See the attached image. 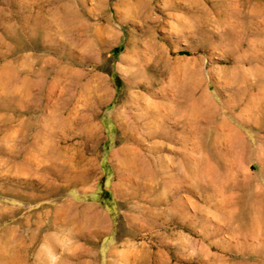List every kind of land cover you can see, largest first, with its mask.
<instances>
[{
    "label": "rangeland",
    "instance_id": "rangeland-1",
    "mask_svg": "<svg viewBox=\"0 0 264 264\" xmlns=\"http://www.w3.org/2000/svg\"><path fill=\"white\" fill-rule=\"evenodd\" d=\"M86 81L66 178L54 102ZM139 106L129 179L114 153ZM263 145L264 0H0V264H264ZM85 207L93 239L66 219Z\"/></svg>",
    "mask_w": 264,
    "mask_h": 264
},
{
    "label": "bare ground",
    "instance_id": "bare-ground-1",
    "mask_svg": "<svg viewBox=\"0 0 264 264\" xmlns=\"http://www.w3.org/2000/svg\"><path fill=\"white\" fill-rule=\"evenodd\" d=\"M138 1V0H137ZM142 2V1H141ZM61 71L57 73L59 75ZM97 78V77H96ZM95 81V80H93ZM58 82V81H57ZM80 84V83H79ZM78 92L75 94H72L70 91L69 86L66 85L65 89L62 91H65V94L63 95V98H61V94L57 95L55 102H54V117L56 119V129L58 133V139H57V147H56V160H62L64 163V172L66 178H70L73 176L74 172H76V162H79V155L77 152V149L73 145H66L65 140L67 138V135L65 136V130L67 131L69 129V113H71L72 109H70L69 104L72 103V99L78 95L76 100L80 103L79 107H83L80 109L81 118L83 119V124L81 125L80 129L81 132L84 133L85 136L88 135V114L84 113L83 110H85L87 107L92 106L94 103H96L100 96V86L98 84H92L88 81L80 84L77 88ZM61 92V91H60ZM194 99V98H193ZM200 99V98H199ZM199 99H194L191 106L189 107L194 114L198 113L200 108V101ZM75 100V102H76ZM74 101V100H73ZM74 102V103H75ZM95 105V104H94ZM131 107V106H130ZM91 109V108H90ZM136 109H141V113H135L132 112L130 109H126L124 111V123L128 129L127 131V137L122 143L119 148L117 149L116 153H114V156L119 160L121 168L123 170V173L126 174L127 178L131 179L132 177L136 176L137 174L141 173V127H146L148 125L147 118L149 115H153L149 110L146 109V107L139 106ZM146 109V110H144ZM169 111V110H168ZM119 113V112H117ZM67 115V116H66ZM157 115V114H156ZM234 132V131H233ZM144 134V132H143ZM237 134V133H236ZM90 137V136H89ZM236 138H239L237 136ZM242 138V136H241ZM240 139V138H239ZM243 139V138H242ZM240 139V141L242 140ZM264 147V145H263ZM81 155V154H80ZM81 173V171H80ZM81 177L85 178L88 177L84 172L81 173ZM91 178V177H90ZM91 210V209H90ZM95 215L91 214L87 207L83 208L80 211L75 212L74 210H70L66 214V219L68 221H78L81 225L83 224L88 231V236L90 238H94L95 235L100 233L101 230V222L94 218ZM93 226V233L90 232L89 228ZM56 247V246H55ZM143 263V262H142ZM80 264H94L92 261H83Z\"/></svg>",
    "mask_w": 264,
    "mask_h": 264
}]
</instances>
